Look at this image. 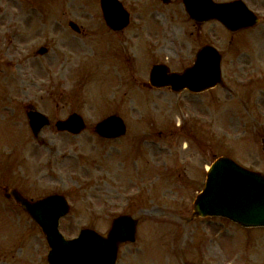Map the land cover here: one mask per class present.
<instances>
[{"label":"rangeland","instance_id":"obj_1","mask_svg":"<svg viewBox=\"0 0 264 264\" xmlns=\"http://www.w3.org/2000/svg\"><path fill=\"white\" fill-rule=\"evenodd\" d=\"M122 1L131 21L116 32L100 0H0V264H49L50 249L40 226L4 196L5 186L33 200L65 195L71 209L60 230L67 238L84 227L106 233L120 213L140 218L137 241L121 247L117 264H264V228L191 217L207 164L257 149L253 115L241 100L247 87L235 83L243 66L241 82L264 80V24L238 34L218 20L198 29L183 0ZM244 1L264 23V0ZM205 43L224 55L231 93L144 85L154 64L182 71ZM31 110L51 120L38 135ZM74 112L86 130L59 131L56 121ZM111 114L128 127L118 139L94 131Z\"/></svg>","mask_w":264,"mask_h":264},{"label":"water","instance_id":"obj_2","mask_svg":"<svg viewBox=\"0 0 264 264\" xmlns=\"http://www.w3.org/2000/svg\"><path fill=\"white\" fill-rule=\"evenodd\" d=\"M186 9L198 24L218 18L231 30L253 25L257 19L242 0L215 2L214 0H184ZM105 18L116 30L129 22V14L119 0H102ZM73 26H75L72 23ZM41 52H46L43 48ZM222 82L221 55L210 45H204L195 64L182 73H171L166 65H155L151 83L160 87L170 85L175 90L188 87L202 91ZM34 132L49 123L38 112H31ZM60 130L79 133L84 127L78 114L57 123ZM105 136L125 132V123L118 116H110L97 125ZM14 195L42 226L51 250L50 264H116L119 245L135 240L136 220L120 216L107 236L93 229H83L78 237L67 239L59 230L60 218L69 212L70 205L63 195H50L36 202L28 201L17 190ZM198 215L228 217L246 227L264 226V175L248 170L229 157L216 160L208 172L204 190L195 203Z\"/></svg>","mask_w":264,"mask_h":264},{"label":"flooded vegetation","instance_id":"obj_3","mask_svg":"<svg viewBox=\"0 0 264 264\" xmlns=\"http://www.w3.org/2000/svg\"><path fill=\"white\" fill-rule=\"evenodd\" d=\"M240 70L242 71L239 72L240 75L237 78L239 81L236 82L235 85L239 87L245 85V87H247V89L244 87L240 89V91L245 92L241 100H244L243 103L246 102L245 108L248 110V113L253 115L251 130L254 133V145H257V149L250 148L248 151L242 148V150H239V153H241L239 158L242 162L250 166V168L264 173V80L259 81V79L252 77L248 78L250 79L248 83H243L241 81L247 79L241 76V74H245L246 69L243 66ZM223 88L229 93L233 91V88L228 85H226V87L223 86ZM248 126L249 123H246L245 127H243V132L245 134L249 132H247L246 129Z\"/></svg>","mask_w":264,"mask_h":264},{"label":"bare ground","instance_id":"obj_4","mask_svg":"<svg viewBox=\"0 0 264 264\" xmlns=\"http://www.w3.org/2000/svg\"><path fill=\"white\" fill-rule=\"evenodd\" d=\"M85 48H87V46L86 45H84V46H82L81 48H79V49H85ZM83 53H85L86 51H82ZM39 68L41 69V70H43V68L41 67V66H39ZM152 214L154 213V210L153 211H150Z\"/></svg>","mask_w":264,"mask_h":264}]
</instances>
